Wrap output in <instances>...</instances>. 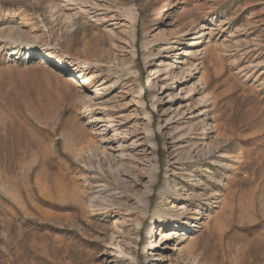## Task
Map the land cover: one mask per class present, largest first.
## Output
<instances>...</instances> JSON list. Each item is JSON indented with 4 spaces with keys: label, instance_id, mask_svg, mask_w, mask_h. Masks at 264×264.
<instances>
[{
    "label": "rangeland",
    "instance_id": "1",
    "mask_svg": "<svg viewBox=\"0 0 264 264\" xmlns=\"http://www.w3.org/2000/svg\"><path fill=\"white\" fill-rule=\"evenodd\" d=\"M149 260L264 264V0H0V264Z\"/></svg>",
    "mask_w": 264,
    "mask_h": 264
},
{
    "label": "bare ground",
    "instance_id": "2",
    "mask_svg": "<svg viewBox=\"0 0 264 264\" xmlns=\"http://www.w3.org/2000/svg\"><path fill=\"white\" fill-rule=\"evenodd\" d=\"M196 34V33H195ZM193 43H191V44H188L185 48H191V47H193V46H195V45H197L198 43L194 40V41H192ZM182 56H188L187 54H183ZM57 67H60L61 68V66H62V63L61 62H57V64H55ZM74 79L75 78H73V77H69V81H74ZM80 80V79H79ZM183 82H185V81H183ZM77 83V82H76ZM88 84V81H86L85 79H81V82H80V84H79V86H86ZM95 95H98V93H96ZM153 145H149V149H153ZM153 184V183H152ZM152 186V185H151ZM79 197V196H78ZM81 196H80V198H78L77 200L80 202L81 200ZM101 213H103V212H105V210L104 209H100L99 210ZM171 228H176V226L175 225H171ZM183 228V227H182ZM181 228V229H182ZM146 254L148 255V252H146ZM152 263V260H149L148 261V264H151Z\"/></svg>",
    "mask_w": 264,
    "mask_h": 264
}]
</instances>
